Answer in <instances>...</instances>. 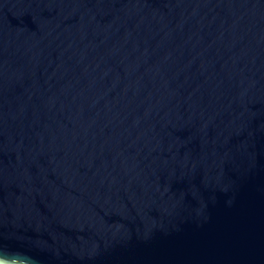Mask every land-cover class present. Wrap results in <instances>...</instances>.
<instances>
[{
  "label": "water",
  "instance_id": "1",
  "mask_svg": "<svg viewBox=\"0 0 264 264\" xmlns=\"http://www.w3.org/2000/svg\"><path fill=\"white\" fill-rule=\"evenodd\" d=\"M0 264H264V0H0Z\"/></svg>",
  "mask_w": 264,
  "mask_h": 264
}]
</instances>
